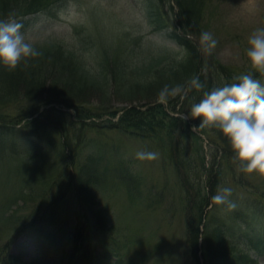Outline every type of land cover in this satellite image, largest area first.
Instances as JSON below:
<instances>
[{"label":"trees","instance_id":"16d2710c","mask_svg":"<svg viewBox=\"0 0 264 264\" xmlns=\"http://www.w3.org/2000/svg\"><path fill=\"white\" fill-rule=\"evenodd\" d=\"M167 2L168 0H143L142 7L151 26L180 47L183 54H175V57L149 55L142 60L129 56L130 60L123 64V51L113 52V55L106 58L107 66L96 74L86 64L80 63L74 51L51 43L37 48L40 56L21 64L14 71L0 65V142L6 144L8 140H12L10 145L18 156L16 161L28 159L26 163H35L42 160L43 165L45 158L42 156L48 154L46 147L53 143L54 138L61 140L63 145L60 151V169L57 168L45 178L32 175V184L44 185L43 190L37 191L33 185L17 186L19 200L39 201L30 214V220L22 227L20 223L14 230L13 240L22 237L37 248L36 258L28 264H125L123 240L114 234L116 230L110 225L108 209L97 204L90 194V189L102 181L98 176L102 163L92 153L82 169L79 164V156L83 154L86 144L92 142L88 140V134L103 130H117L140 139L162 143V149L173 161L180 176L185 193L187 240L194 264H257L256 259L249 254L251 250L257 256H264V175L237 171L230 143L219 130L203 128L216 146V151L207 160L204 149L196 148L195 143L200 142V137L192 131V126L199 127L200 121L190 119V123L173 117L162 104H144L145 110L135 106L123 109L111 106L112 99L108 94L110 89H113L114 101L117 102L132 103L138 98L153 99L155 102L164 85L186 84L194 74L209 89L224 82L231 83L233 77L241 74H252L264 84V75L256 69L226 66L216 55L203 54L196 44L187 39L186 34L200 36L204 0H176L177 12ZM61 3V0H0V19L11 17L21 23L22 30H25L30 21L26 20L27 17L51 13L61 8ZM173 14L179 17L177 25L185 35L177 32ZM42 91L51 94L49 100L41 99ZM96 91L105 97L100 105L90 102V97ZM200 95L195 91L191 92L180 111H176V104L179 103L177 100L180 98H170L168 109L172 113L189 116L192 98L195 97L198 101ZM51 104L74 110L76 120H71L67 113L55 108L46 109L34 117L43 105ZM7 108L12 109L10 113L2 111ZM120 112L122 114L118 121L110 127L97 125L96 119H102L106 115L115 119ZM189 139H194L195 149L190 155L187 144ZM20 141L26 147L28 145V149L20 148ZM64 145L70 147L71 154L66 152ZM78 157L80 161L77 160ZM70 159L73 162L75 160L74 166L78 170L77 194L83 205V210L72 217L67 215L71 212L70 209L67 211L64 201L68 189L63 190L56 183L58 177L67 174ZM201 174L208 183H204ZM196 184L199 190L192 196L188 188ZM202 184H205L204 188ZM49 187L51 189L47 193ZM55 187L58 189L55 190ZM220 187H230L233 190L231 199L236 207L230 211L226 206L214 204L204 224L203 245L200 249L203 216L211 204V197ZM65 216L68 220L61 222ZM18 218L16 214H12L8 221H18ZM67 223L69 226L74 223V230L71 232L70 244L67 243L66 251L58 258L56 233L59 231V235L64 232L70 234ZM240 245H245L246 249L241 250ZM14 264H22L21 257L15 258Z\"/></svg>","mask_w":264,"mask_h":264},{"label":"rangeland","instance_id":"374dc122","mask_svg":"<svg viewBox=\"0 0 264 264\" xmlns=\"http://www.w3.org/2000/svg\"><path fill=\"white\" fill-rule=\"evenodd\" d=\"M205 2L202 31L211 32L219 42L212 55H216L225 65L250 69L252 65L246 55L247 39L255 29L264 27V0H205ZM169 5H174L177 12L173 0H169ZM32 21L33 24L24 33L36 48L51 43L61 44L65 49L75 51L80 63L86 62L96 74L101 70V59H104L106 53H110V49L114 52L123 51L121 57L123 64L130 60L129 56L142 60L149 55L175 57V54L180 52L175 45L153 32L141 9L140 0H67L58 12L38 15ZM178 21L179 17L175 23ZM93 35L94 39L91 40ZM105 49L109 50L104 52ZM108 94L112 99L111 106L119 109L131 104L130 106L143 110L144 104L154 102L153 99L138 98L132 103H121L114 101L113 89H110ZM40 95L43 101L51 97L50 93L43 91ZM172 99L175 100L176 97ZM103 101L105 97L97 91L90 97V102L94 105H100ZM177 102L179 103L176 104V111H180L184 107L185 99H178ZM11 110L7 108L2 111L10 113ZM70 119L73 120L72 117ZM96 122L100 127H110L115 120L106 115L102 119H96ZM205 129L210 130V127ZM197 131L195 132L200 135V131L198 129ZM202 132L204 135L201 134L203 137H200V143L196 141L195 144L196 148L202 147L207 153L211 142L205 131ZM88 140L92 142L86 144L83 154L79 156L81 158L79 164L82 169L92 153H95L102 163L98 169V176L103 180L93 186L90 194L97 204L108 209L110 225L116 230H113L115 236L124 242L129 241L126 247L123 245L125 264L134 262L133 260L137 264H192L186 238L185 193L180 184V176L176 174L173 164L162 149V143L139 139L115 130L91 132L88 134ZM60 141L57 139L46 147L48 154L42 156L45 158L44 165L42 160L35 163H26L28 159L16 161L18 156H14L9 149L11 147L13 150L9 144L12 140H8L6 144L0 142V264L6 262L4 253L17 252L14 249L15 244L21 243L24 238H17L13 248V245L9 247L8 243L15 237V228L20 223L22 227L30 220L32 217L30 214L39 202L19 200L17 186L33 185V176L45 178L57 170L56 168L60 169L61 159L56 149ZM20 142V148L28 149V145L26 147L23 141ZM187 144L190 155L195 150L194 139L187 140ZM64 146L66 152L70 154V147ZM140 150L156 151L159 158L153 162L138 161L135 154ZM79 157L77 160L80 161ZM128 167L131 168L133 176L138 178L130 174ZM72 169L70 163L67 174L58 177L56 182L63 190L68 189L64 201L67 211L70 209L71 213L67 214L70 217L83 210L77 194L78 186L75 185L78 175L77 172L75 175ZM201 176L204 183H208L206 177L203 174ZM204 185L202 184L203 188ZM33 186L37 191L44 189V185L40 183ZM56 189L58 188L55 187ZM198 190L197 184L188 188L192 196H195ZM203 193L206 194L205 190ZM212 210L213 208H209L207 215ZM12 214L19 217L18 221H8ZM20 219L23 221H19ZM67 220L65 216L61 222ZM69 223L67 231L70 234L64 232L59 235V231L56 233L60 248L58 258L66 251V245L71 241L74 223L70 226ZM95 239L97 242L98 238ZM6 245L8 249L5 248ZM37 253L35 247L29 246L24 252L22 262L28 263ZM258 264H264V258H259Z\"/></svg>","mask_w":264,"mask_h":264},{"label":"clouds","instance_id":"9594fccd","mask_svg":"<svg viewBox=\"0 0 264 264\" xmlns=\"http://www.w3.org/2000/svg\"><path fill=\"white\" fill-rule=\"evenodd\" d=\"M22 28L23 25L11 17L0 19V65L9 71L41 54ZM218 43L211 32L200 33L202 53L212 55ZM247 45L246 55L252 67L264 75V27L255 29L248 36ZM193 91L201 95L198 101L192 98L189 118L200 121L199 128L211 127L223 134L230 143L237 171L264 175V84L252 74H241L233 77L231 83L224 82L209 89L194 74L186 84L164 85L158 92L157 101L166 105L170 98L184 100ZM135 158L153 162L159 158V153L140 150ZM232 196L230 187H220L211 197V203L226 206L231 211L236 207Z\"/></svg>","mask_w":264,"mask_h":264}]
</instances>
